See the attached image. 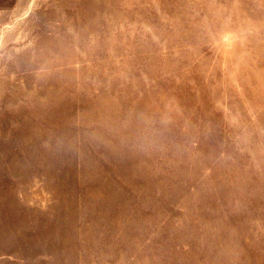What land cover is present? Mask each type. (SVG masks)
Returning <instances> with one entry per match:
<instances>
[{
    "label": "rangeland",
    "instance_id": "1",
    "mask_svg": "<svg viewBox=\"0 0 264 264\" xmlns=\"http://www.w3.org/2000/svg\"><path fill=\"white\" fill-rule=\"evenodd\" d=\"M0 264H264V0H0Z\"/></svg>",
    "mask_w": 264,
    "mask_h": 264
}]
</instances>
